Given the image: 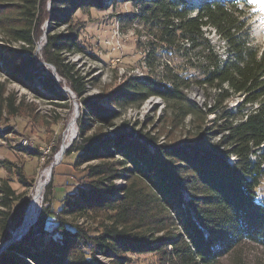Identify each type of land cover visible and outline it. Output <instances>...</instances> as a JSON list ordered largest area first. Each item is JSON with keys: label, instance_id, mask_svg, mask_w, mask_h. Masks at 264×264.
<instances>
[{"label": "trees", "instance_id": "16d2710c", "mask_svg": "<svg viewBox=\"0 0 264 264\" xmlns=\"http://www.w3.org/2000/svg\"><path fill=\"white\" fill-rule=\"evenodd\" d=\"M46 1L0 0V73L37 97L59 99L63 95L43 74L35 54L43 21L56 25L61 18L57 0L43 14ZM107 2L133 5L128 19L137 25V46L151 73L156 72L154 78L125 79L105 100L118 108L139 107L158 97L172 115L171 125L185 117L203 124L213 115L211 131L218 140L211 142L203 125L195 144L159 143L155 129L84 137L82 128L76 166L97 163L87 167L88 186L69 195L61 212L108 224L101 223L93 236L77 223L57 220L46 240V222L53 214L44 207L28 232L0 253V264H103L96 254L108 251L116 257L112 264L127 263V253H153L156 264H246L236 254L243 243L264 250V203L256 198L264 180V49L252 44L244 19L251 0H213L195 9L186 0H84L96 10ZM70 4L75 7L74 1ZM211 33L224 43V58ZM45 41L43 61L65 79L87 120L101 126L118 119L120 113L104 108L101 99L83 96L88 80L60 57L63 50H80L77 39L50 30ZM163 52L166 59L159 64ZM173 58L182 61L179 67L172 65ZM189 69L195 74H179ZM190 87L205 91L209 103L189 101L184 91ZM235 96L239 102L232 109L229 100ZM15 99L0 84V116L18 114L24 105L20 101L16 107ZM116 180H124V186L115 187ZM1 190L0 207L9 208L0 211V240L6 243L22 223L27 200L14 213L9 200L19 197L5 184Z\"/></svg>", "mask_w": 264, "mask_h": 264}, {"label": "rangeland", "instance_id": "374dc122", "mask_svg": "<svg viewBox=\"0 0 264 264\" xmlns=\"http://www.w3.org/2000/svg\"><path fill=\"white\" fill-rule=\"evenodd\" d=\"M57 14L61 17L56 25H50L45 19L40 27L42 36L36 44L37 64L43 69V74L49 76L55 83V88L60 92L61 98L52 96L37 97L27 88L17 83L6 82L4 74L0 73V84L4 85L5 93H14L15 105L23 102L18 114L9 116L5 113L0 116V192L3 184L7 185L19 197L12 201L11 211L20 213L17 207L24 199L27 200L25 211L31 201V195L35 183L41 171L52 165L51 178L45 184L41 208H47L52 212V217L46 222L45 239L47 240L57 224V220L68 225L77 223L90 235H97L102 230V224L107 221L100 218H86L75 220L68 215H63L61 210L64 201L69 195L75 194L78 188H86L89 184L87 167L97 163L91 161L76 166V160L80 154L78 144L82 141L81 129L84 128V137H90L98 132L99 136H115L119 132L128 133L135 130L158 134V142L179 143L190 141L195 144L198 140L197 128L203 125L211 142H217V137L212 133L211 120L213 115L207 117L203 124L198 119L185 117L182 122L171 125V113L165 112L164 103L158 97H151L142 103V106H124L118 108L111 105L105 99V94L110 93L127 78L145 79L153 76L155 70H151L145 63L146 56L137 46V37L134 29L135 22L128 17L135 11L131 3L118 2L106 8L96 10L84 4V0H57ZM68 1V2H67ZM75 2L74 5L69 3ZM188 5L195 9L203 2L213 0H186ZM51 0L45 3V11L50 12ZM251 8L245 10L244 19L247 20L252 44L264 49V0H251ZM74 7V8H73ZM240 9L242 6H239ZM63 15H66L63 16ZM69 20V23L65 22ZM70 26V28L68 27ZM52 30L54 34H70L77 39L80 50H63L60 57L65 63L73 64L86 82V90L83 96L90 101L100 100V105L106 109L118 111L120 117L109 124L101 125L87 120L85 110L79 99L72 94L67 82L57 74L51 65L45 63L41 56V50L45 45V35ZM70 30V31H69ZM212 44L222 58L225 57L224 43L211 33L209 36ZM0 34V43L3 42ZM19 47V44H12ZM165 53L157 57L159 64L166 58ZM151 62V61H150ZM172 65L179 67L182 61L179 58L171 60ZM181 76L187 77L195 74L194 70L180 72ZM187 99L198 106L208 104L205 91L197 87H190L184 91ZM239 102L236 96L229 100V107L233 109ZM125 123V124H123ZM140 124H146L142 129ZM72 129L75 137L71 140ZM123 129V131H121ZM159 130V133H158ZM207 130V131H206ZM68 144H70L68 146ZM65 145V146H64ZM68 146V147H67ZM66 151L62 161L55 165V157L61 149ZM115 187H122L124 180L113 182ZM13 197V196H12ZM10 197V199H12ZM264 203V180L257 189V197ZM1 199V196H0ZM0 211L7 212L9 208L0 207ZM24 211V213H25ZM38 218V217H37ZM102 223V224H101ZM9 225V223H8ZM3 242L0 240V247ZM246 264H264V250L250 243H243L236 253ZM97 258L103 264H112L116 260L115 254L108 251L105 254L97 252ZM128 259L125 264H156L157 256L153 253L131 254L127 253ZM230 258H224L223 263H230Z\"/></svg>", "mask_w": 264, "mask_h": 264}, {"label": "bare ground", "instance_id": "6f19581e", "mask_svg": "<svg viewBox=\"0 0 264 264\" xmlns=\"http://www.w3.org/2000/svg\"><path fill=\"white\" fill-rule=\"evenodd\" d=\"M74 137H75V133H74V130L72 129L71 135L69 136V138L72 140ZM65 151L66 149L63 148L61 149V152H58V154L55 157V161H54L55 165H57L59 162L62 161ZM52 165H50V167L48 166L44 168L41 171L40 176L37 179V183H35V186L33 187L31 201L27 207L24 221L22 224L24 229H26L28 226H30L33 223L34 219L37 217L40 211L43 190H44L45 184H47L48 180L51 178V170H52V167L54 166Z\"/></svg>", "mask_w": 264, "mask_h": 264}, {"label": "water", "instance_id": "95a60500", "mask_svg": "<svg viewBox=\"0 0 264 264\" xmlns=\"http://www.w3.org/2000/svg\"><path fill=\"white\" fill-rule=\"evenodd\" d=\"M69 145L70 144H68V146ZM25 214H26V211L24 213L21 225L15 231L11 232L12 238L8 242L3 243V245L0 247V253L3 250H5L8 247V245H11V243L18 241L22 236H24L28 232L29 228L35 223V221H37L38 216L34 219L33 223L30 226H28L26 229H24L22 224L24 221Z\"/></svg>", "mask_w": 264, "mask_h": 264}]
</instances>
